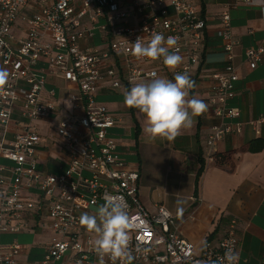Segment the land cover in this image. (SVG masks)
Instances as JSON below:
<instances>
[{
  "label": "built area",
  "instance_id": "2783aa9c",
  "mask_svg": "<svg viewBox=\"0 0 264 264\" xmlns=\"http://www.w3.org/2000/svg\"><path fill=\"white\" fill-rule=\"evenodd\" d=\"M219 19L226 64L209 73L213 82L207 103L219 119L205 141L209 151L243 126L242 121H231L240 111L227 103L238 79L229 11L222 10ZM156 33L163 34L165 42L168 37L177 41L164 45L182 57L172 77L186 73L194 81L203 62L205 18L192 0H0V67L9 72L7 85L0 88V157L12 162L8 168L0 164V234L46 225L52 236L37 264H99L96 235L80 217L110 199L126 207L134 225L129 230L131 264H226V250L237 252L234 218L218 240L206 236L197 249L178 232L166 207L157 204L147 210L138 193V170L121 158L117 142L108 135L117 121L97 101L100 87L125 88L156 78L157 69L141 65L149 58L132 55L138 38L146 45ZM95 38L99 44L90 42ZM263 52L262 46L245 49L250 68ZM47 75L74 85L78 98H70L82 101L79 115L61 118L54 126L68 159L59 174L37 169L35 153L42 138L36 128L27 125L8 143L3 136L18 104L20 116L29 122L54 113V89L43 94ZM248 123L258 133L264 116ZM208 158L214 160L211 153ZM21 251L18 241L0 243V264H17ZM105 264L112 261L105 257Z\"/></svg>",
  "mask_w": 264,
  "mask_h": 264
},
{
  "label": "crops",
  "instance_id": "0c3cea01",
  "mask_svg": "<svg viewBox=\"0 0 264 264\" xmlns=\"http://www.w3.org/2000/svg\"><path fill=\"white\" fill-rule=\"evenodd\" d=\"M192 1L199 4L201 15L205 18V39L203 62L194 75V87L189 90L187 99L202 100L207 110L194 118L191 127L183 129L172 142L160 139L149 141L144 131L147 126L145 114L124 103L125 95L135 84L118 89L103 85L97 101L116 117L117 122L108 129V135L117 142L121 158L138 170V187L143 189H138V193L147 210L153 211L157 204L166 207L176 219L178 232L197 249L206 236L218 240L229 220L234 218L237 220V264H264V145L256 152L248 150L251 140L259 138L264 141V123L257 125L258 133L248 123L264 116V52L253 68L248 66L244 56L248 47L264 48V0H250L248 3L238 0ZM224 9L229 11L231 31L237 42L233 62L238 73L234 96L227 103L240 111L239 118L231 121H242L243 126L239 134L225 135L209 151L205 143L207 135L219 122L207 103L213 82L209 73L222 70L226 64L219 19ZM90 42L99 44L100 40L95 38ZM141 65L157 69L156 78L174 81L170 73L172 69L163 62V57L155 61L148 59ZM51 88L54 89L56 110L49 118L38 120L51 122L62 110L67 116L82 112L81 99L73 101L70 98L71 95L78 98L74 85L61 77L47 75L43 94L46 95V90ZM35 121L22 118L19 104L16 105L3 135L4 140L8 143L17 131L27 125L36 128L42 138L35 153L37 169L46 174H59L68 161L64 144L58 137L52 138L47 124L40 128ZM210 153L223 155V158L210 160ZM0 164L7 168L12 166V162L2 157ZM200 164L201 173L195 185ZM152 188L158 190L156 197L151 193ZM177 201L183 203L178 205ZM178 208L182 211L178 212ZM93 209L87 214L95 215L98 208ZM43 223L47 224L46 221ZM31 230L37 231L42 240L33 244L20 242L21 237ZM1 235L13 237L7 243L0 241L1 244L18 241L22 245L17 264H37L52 233L43 225Z\"/></svg>",
  "mask_w": 264,
  "mask_h": 264
},
{
  "label": "clouds",
  "instance_id": "9594fccd",
  "mask_svg": "<svg viewBox=\"0 0 264 264\" xmlns=\"http://www.w3.org/2000/svg\"><path fill=\"white\" fill-rule=\"evenodd\" d=\"M177 41L168 37L165 42L163 34L156 33L150 42L143 44L138 38L133 44L132 55L136 58H149L153 61L163 57V62L169 69H175L181 62L182 57L178 50L169 53V47ZM9 72L0 67V88L7 85ZM194 87V81L188 74H177L174 81L164 78H153L148 82H141L131 87L124 97V103L138 109L145 114L146 127L144 129L147 139L155 141L172 142L183 129L191 127L195 117L207 110V105L199 99H187L189 90ZM178 205L182 201H177ZM178 212L182 208L177 209ZM80 223L88 232L94 233L96 239L95 252L99 264H105V257L112 264H131L133 255L130 250L129 230L134 227L130 221L126 207L115 199L106 201L100 206L95 215L83 214ZM139 251V249H138ZM226 264H237L238 254L231 248L225 252Z\"/></svg>",
  "mask_w": 264,
  "mask_h": 264
},
{
  "label": "rangeland",
  "instance_id": "374dc122",
  "mask_svg": "<svg viewBox=\"0 0 264 264\" xmlns=\"http://www.w3.org/2000/svg\"><path fill=\"white\" fill-rule=\"evenodd\" d=\"M66 108H68V106H66ZM66 116H67V113H65V111L64 110H62V111H60L59 113H58V115L56 114V116L54 117V119L51 121V122H42V121H40V120H36L35 121V123L41 128V126L45 123V124H47V126L50 128V131H51V133H50V135L52 136V138L53 137H57V135H56V132L54 131V126L56 125V122H58V120L59 119H61V118H66ZM54 139V138H53ZM2 162V161H1ZM141 187V186H140ZM138 189H140L139 187H138ZM140 191H143V189H140ZM158 192V190L157 189H154V188H152V191H151V193H152V195L154 196V197H156V193ZM92 210H95V209H92ZM46 238V237H45ZM13 239V237H11V236H5V235H1V237H0V241L2 242V243H7V242H10L11 240ZM40 240H42V238H41V236H40V234L37 232V231H35V230H31L29 233H27V234H24L23 235V237H21V239H20V242H22V243H26V244H33V243H37V242H39Z\"/></svg>",
  "mask_w": 264,
  "mask_h": 264
},
{
  "label": "trees",
  "instance_id": "16d2710c",
  "mask_svg": "<svg viewBox=\"0 0 264 264\" xmlns=\"http://www.w3.org/2000/svg\"><path fill=\"white\" fill-rule=\"evenodd\" d=\"M191 96H192V92H190ZM263 145H264V141H262L261 139L259 138H256V139H253L251 140L249 143H248V150L249 151H252V152H256V151H259L263 148ZM213 157L216 159V160H220L221 158H223V155H220V154H213ZM200 162L202 164V158L200 157ZM200 164V168L198 169L197 171V174H196V177H195V185L197 184V180L199 178V175L201 173V166ZM195 193H196V190H195ZM211 238V237H210Z\"/></svg>",
  "mask_w": 264,
  "mask_h": 264
}]
</instances>
